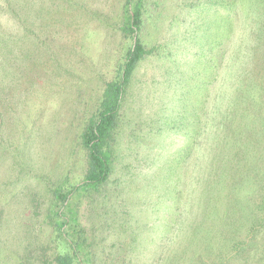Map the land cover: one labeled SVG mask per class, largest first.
Segmentation results:
<instances>
[{
    "label": "rangeland",
    "instance_id": "rangeland-1",
    "mask_svg": "<svg viewBox=\"0 0 264 264\" xmlns=\"http://www.w3.org/2000/svg\"><path fill=\"white\" fill-rule=\"evenodd\" d=\"M139 5L151 51L104 147L108 178L66 202V237L53 189L83 180L81 132L132 43L126 0H0V264H264L262 184L238 195L212 182L223 148L204 137L205 83L229 90L236 48L247 54L264 30V0ZM251 144L263 170L264 143Z\"/></svg>",
    "mask_w": 264,
    "mask_h": 264
},
{
    "label": "trees",
    "instance_id": "trees-1",
    "mask_svg": "<svg viewBox=\"0 0 264 264\" xmlns=\"http://www.w3.org/2000/svg\"><path fill=\"white\" fill-rule=\"evenodd\" d=\"M126 6L124 31L130 35L132 43L126 53L119 78L105 84L95 116L81 132L80 139L87 157L83 180L66 191L53 189L59 232L66 237L68 220L63 211L66 202L81 187L98 186L108 178L111 166L104 147L116 127L123 94L131 73L138 61L151 51L144 47L137 35L142 15L139 0H126ZM257 37L260 39L256 40V43L262 44L264 49V30L260 31V36ZM251 38L256 39L254 35ZM254 40L248 45L247 54L236 48L239 62L234 81L225 85L229 90L222 94L216 91L215 94L217 89L214 87L208 94L211 87L217 84V76L205 83L208 85L204 87V108L209 110H204V137L211 140L213 146L218 143L217 147L223 148L213 156L211 166H217L212 172H208V178L213 182L215 177L216 183L226 189L236 187L234 190L238 195L249 193L262 184L260 190L264 197V169L254 165L256 155L251 154V147L255 146L251 144L254 138L259 145L264 143V59H256L253 53ZM217 98H221L219 106H215V101L209 103V100L211 102ZM254 176L259 182L256 187L252 185ZM74 255L77 256L76 248ZM57 261L59 264H70V258L67 256H58Z\"/></svg>",
    "mask_w": 264,
    "mask_h": 264
}]
</instances>
